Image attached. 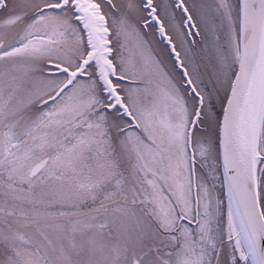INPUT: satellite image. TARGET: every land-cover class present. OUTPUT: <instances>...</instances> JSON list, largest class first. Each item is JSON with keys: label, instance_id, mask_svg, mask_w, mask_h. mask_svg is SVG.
<instances>
[{"label": "snow or ice", "instance_id": "6c2138e0", "mask_svg": "<svg viewBox=\"0 0 264 264\" xmlns=\"http://www.w3.org/2000/svg\"><path fill=\"white\" fill-rule=\"evenodd\" d=\"M0 264H264V0H0Z\"/></svg>", "mask_w": 264, "mask_h": 264}]
</instances>
